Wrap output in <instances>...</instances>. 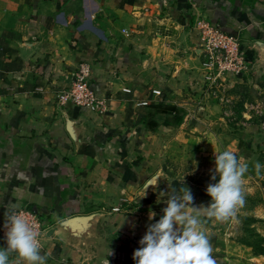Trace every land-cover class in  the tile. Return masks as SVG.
I'll return each instance as SVG.
<instances>
[{"label":"crops","instance_id":"1","mask_svg":"<svg viewBox=\"0 0 264 264\" xmlns=\"http://www.w3.org/2000/svg\"><path fill=\"white\" fill-rule=\"evenodd\" d=\"M206 22L240 39L236 83L254 101L264 0H0V226L12 204L38 210L45 264H135L165 186L178 184L166 160L240 148L227 145L218 92L203 87ZM84 65L96 108L60 106ZM92 214L89 236L57 229Z\"/></svg>","mask_w":264,"mask_h":264},{"label":"rangeland","instance_id":"2","mask_svg":"<svg viewBox=\"0 0 264 264\" xmlns=\"http://www.w3.org/2000/svg\"><path fill=\"white\" fill-rule=\"evenodd\" d=\"M238 78L227 77L219 86L220 91H214L222 100L229 126L227 145L240 141V148L233 151L249 166L243 184L245 203L226 220L204 217L202 228L210 239L216 264H264V169L259 176L255 170L257 161L264 164V89L256 93L253 101L254 93L249 86L236 83ZM215 156V153L172 154L166 160L165 174L169 176L168 183L178 184L166 185L165 191L188 188L195 205L207 206L210 197L206 188L214 183L211 176ZM0 246H6L1 236Z\"/></svg>","mask_w":264,"mask_h":264},{"label":"clouds","instance_id":"3","mask_svg":"<svg viewBox=\"0 0 264 264\" xmlns=\"http://www.w3.org/2000/svg\"><path fill=\"white\" fill-rule=\"evenodd\" d=\"M215 153L214 183L206 188L210 203L195 205L188 188L164 193L166 207L140 239V247L133 253L135 264H216L210 239L202 228L203 218L223 221L235 215L238 206L245 203L243 184L249 166L228 148ZM262 169L264 164L257 161L256 175H261ZM25 217L15 204L7 208L3 224L6 246H0V264H45L39 235ZM155 217L156 213L150 212L149 219Z\"/></svg>","mask_w":264,"mask_h":264},{"label":"built area","instance_id":"4","mask_svg":"<svg viewBox=\"0 0 264 264\" xmlns=\"http://www.w3.org/2000/svg\"><path fill=\"white\" fill-rule=\"evenodd\" d=\"M201 49L203 66L205 69L204 89L212 92L226 82L227 77H240L247 66L244 52L241 50L240 39L224 31L218 25L206 22L201 23ZM90 69L81 66L75 79L68 89L57 95L58 104L62 107L74 106L79 108H96L97 97L91 88L89 79ZM26 214V219L36 229L43 249L42 239L48 229V220L42 217L38 210L30 207L18 208ZM4 224V223H3ZM3 224L0 226V236L4 241ZM5 242V241H4Z\"/></svg>","mask_w":264,"mask_h":264},{"label":"water","instance_id":"5","mask_svg":"<svg viewBox=\"0 0 264 264\" xmlns=\"http://www.w3.org/2000/svg\"><path fill=\"white\" fill-rule=\"evenodd\" d=\"M97 216V214L76 216L62 221L57 229H63L74 237L83 238L90 235L91 230L94 228V221Z\"/></svg>","mask_w":264,"mask_h":264}]
</instances>
